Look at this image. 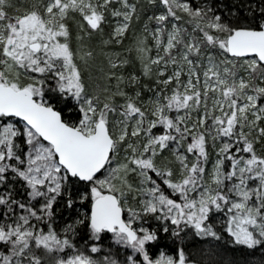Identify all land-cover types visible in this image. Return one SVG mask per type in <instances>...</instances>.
<instances>
[{
    "label": "snow or ice",
    "instance_id": "obj_1",
    "mask_svg": "<svg viewBox=\"0 0 264 264\" xmlns=\"http://www.w3.org/2000/svg\"><path fill=\"white\" fill-rule=\"evenodd\" d=\"M0 264H264V0H0Z\"/></svg>",
    "mask_w": 264,
    "mask_h": 264
}]
</instances>
